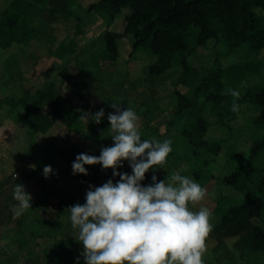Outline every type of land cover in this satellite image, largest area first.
I'll return each instance as SVG.
<instances>
[{"label":"rangeland","instance_id":"374dc122","mask_svg":"<svg viewBox=\"0 0 264 264\" xmlns=\"http://www.w3.org/2000/svg\"><path fill=\"white\" fill-rule=\"evenodd\" d=\"M13 1L0 0V20L2 12ZM99 1L76 0L73 10L71 5L58 0L36 5L28 20L31 34L29 41L24 45L13 44L8 50L0 49V264H19L30 258H33L31 264H41L40 247L47 248L54 255L55 264L82 253L83 247L75 238L78 236V229L72 227L70 212L66 209L77 203H86V192L90 185L98 187L107 182L103 175L104 169L99 164L92 165L94 172L90 174L91 181L87 184L67 178L65 172L68 164L64 160L51 167L53 172L47 178L43 169L53 165L51 153L61 149L69 141L94 156H99L102 148L113 145L107 116L114 113L115 109L110 107L112 101L106 103L102 97H96V92L105 88V85H117L115 96H118L122 108H131L140 117L139 131L142 140L151 141L154 138L162 142L169 139L172 148L181 155L171 156L164 168L159 169V180L166 179L172 173L195 180L192 164L186 154L189 147L181 138V132L188 126V121L177 120L170 127L171 130L167 131L170 122L174 120L178 103L174 91L187 95L191 93L190 87L179 84V78L186 74L184 66H191L204 76L215 67V59L221 53V63L225 69L222 81L226 87L222 85L217 92L226 95V90L231 88L241 96L264 83V49L252 52L248 45H243L230 52L226 45L214 41H209L205 47H199L193 37L189 39L186 48L175 56L173 68L163 76L149 75L148 66L155 62L156 57L146 51L132 55V42L128 37L120 42L123 57L115 65L107 66L99 57L103 48L100 35L106 28L105 21L96 14L87 12L91 4ZM258 13L264 16L263 12ZM120 20L123 23V17ZM118 30L123 32L122 25ZM69 61H72L68 65L69 71L75 76L82 80L86 78L87 82L90 79L94 85L98 84L97 89L86 83L87 86L91 85L86 88L91 101L87 100L80 105L74 101L77 110L83 115L95 114L104 109L105 116L99 124L91 121V118L80 120L78 131L72 134L59 123L46 134H35L32 127L34 116L21 105L13 107L11 103H1V100L8 97L14 103L27 94L35 97L38 90L54 80H57L56 89L59 94L67 96L72 89L62 74ZM109 92L113 94L112 91ZM206 95L204 93L196 99L197 106L204 107L203 116L209 123L206 139L221 143L222 150L218 156L206 149H199L197 152L206 160L208 177L220 180L247 161L253 141L260 137V131L250 119L256 115L255 111L251 106H245L239 119L231 123L229 133L217 123L214 116L219 111L218 106L212 102L204 104ZM227 95L233 101L234 98ZM40 112L48 113V110L42 109ZM147 126L157 130L154 137L148 132ZM255 166L257 169L264 167V153L259 156ZM246 174L249 179L254 177L259 182L255 171ZM214 182L213 180L203 187L207 190L205 199L190 206L193 211L207 207L212 213L213 228L219 223L221 213L228 209L226 201L220 196L231 195L239 202L243 200L240 191L235 193L222 182ZM17 184H22L32 196V207L19 216H15L12 211L18 203L13 199ZM261 187L264 190V183ZM60 208L64 212L57 218ZM256 222L264 227V214ZM238 240L239 238L231 239L227 246L218 247L211 232L207 239L204 264H264V252L252 253L247 249L234 247ZM31 243L36 247L29 251ZM61 246L67 251L63 252ZM3 252L8 255L4 256Z\"/></svg>","mask_w":264,"mask_h":264},{"label":"trees","instance_id":"16d2710c","mask_svg":"<svg viewBox=\"0 0 264 264\" xmlns=\"http://www.w3.org/2000/svg\"><path fill=\"white\" fill-rule=\"evenodd\" d=\"M47 1L49 0H14L10 7L2 12L1 50H8L13 44L24 45L29 41L28 37L31 35L28 26L29 17L36 5L45 4ZM58 1L71 5L72 10L76 4V0ZM258 11L264 13V0H100L87 9L88 13L101 17L106 24L105 30L100 35L103 46L102 51L99 52L100 59L104 62H116L121 55L120 42L128 37L132 42V55L146 51L156 57L155 62L148 66V73L152 77L163 76L173 68L175 56L186 48L191 37L199 47H205L209 41H214L226 45L230 52L236 51L243 45H248L252 52L261 51L264 49V16ZM78 20H81L80 17ZM120 25L123 28L122 33L118 30ZM221 56V53L217 55L215 67L204 76L195 68L184 66L186 74L179 78V84L190 87L191 93L187 95L174 91L178 103L175 107L174 120L170 122L167 131L171 130L170 127L175 121L187 120L188 126L181 132V138L189 147L186 154L192 164V175L195 180L202 187L213 180L214 183L220 181L232 188L235 193L240 191L243 195L242 202L233 199L231 195L220 196L226 201L228 209L221 213L219 223L212 230L217 246H227L229 240L239 238L234 247L247 249L252 253L264 252V227L256 222L264 214V190L261 187L264 183V167L257 169L255 166L259 156L264 153V83L241 95L236 101L239 104V112H233L231 110L233 101L227 94L217 92L222 85L226 87L222 81L225 69L221 63ZM62 76L71 87L72 96L59 94L56 89L57 80H54L38 90L35 97L27 94L14 103L7 97L1 100L3 101L1 103H11L13 107L21 105L31 113L34 116L32 127L35 134H46L58 123L67 127L69 134L77 132L82 114L77 110L74 99L81 103L87 100L78 79L73 74L66 69ZM204 93H207L204 104L212 102L218 106L219 111L214 116L217 118V123L225 127L229 133H231V123L239 119L245 106H251L255 111L256 115L250 119L260 131V137L253 141L247 161L239 169L220 180L208 177L205 169L206 160L197 152L199 149H206L212 155L218 156L222 150L221 143L206 139L209 123L203 116L204 107H198L196 104V99L198 100ZM42 109H47L48 113L40 112ZM147 127L148 132L154 137L157 130L151 126ZM81 153L88 154L69 141L64 147L51 153L50 159L53 164L51 167L64 160L68 164L65 175L69 180L80 184L90 183V174L94 172L92 165H85L88 175L73 174V162ZM173 155L181 157L178 151L173 149L167 162ZM116 171L131 175L132 168L129 161H122V167ZM158 171L159 169H154L146 173V179L142 184L144 186L152 184L154 174L159 180ZM250 171L256 172L258 181L262 182L260 185L254 177L248 178L246 172ZM113 172V169H104L103 175L107 181L111 179L115 183L119 177L114 176ZM41 183L43 185V182ZM44 191L48 193L47 190ZM63 212L64 210L60 208L57 218L61 217ZM34 247L36 246L31 243L28 250L31 251ZM61 250L67 251L64 246H61ZM39 253L42 257L41 264H55L54 255L47 248L40 247ZM77 258L79 263L85 264L81 254L68 257L61 263L74 264ZM32 259L21 261L19 264H31Z\"/></svg>","mask_w":264,"mask_h":264},{"label":"clouds","instance_id":"9594fccd","mask_svg":"<svg viewBox=\"0 0 264 264\" xmlns=\"http://www.w3.org/2000/svg\"><path fill=\"white\" fill-rule=\"evenodd\" d=\"M226 94L234 98L231 110L239 112L236 101L240 93L229 88ZM110 107L115 109L107 116L113 145L102 148L99 156L81 153L72 165L74 175H88L85 165L99 164L119 177L115 183L110 179L98 187L90 185L86 203L66 209L72 227L78 229L75 238L83 245L85 264H204L207 239L213 230L212 213L207 207L193 211L190 206L203 201L207 190L178 173L164 180L154 174L153 183L144 186L146 173L166 165L172 142L142 140L137 113L122 108L119 100H113ZM104 116L100 109L80 119L91 118L99 124ZM125 160L130 163L131 175L116 171ZM52 172L51 166L43 169L46 178ZM13 199L18 202L12 208L15 216L32 207V196L22 184L15 186Z\"/></svg>","mask_w":264,"mask_h":264},{"label":"crops","instance_id":"0c3cea01","mask_svg":"<svg viewBox=\"0 0 264 264\" xmlns=\"http://www.w3.org/2000/svg\"><path fill=\"white\" fill-rule=\"evenodd\" d=\"M123 56H122V51H121V55H120V57H119V60H120V58H122ZM119 60H117L116 62H118ZM102 61V60H101ZM72 61H69V63L67 64L66 63V69L69 71L70 69L68 68V65L71 63ZM116 62H104V61H102V63H105V65H107V66H109L110 65V67L111 66H113V65H115L116 64ZM78 70H76V72H77ZM63 72V71H62ZM70 72V71H69ZM71 74H73V72H70ZM78 74H80V72L78 71ZM74 75V74H73ZM75 76V75H74ZM77 79H78V81H79V84L81 85V87H82V90H83V92H84V94H85V97H86V100H89V101H91L90 100V97L88 96V92L86 91V88H90L91 87V85H94V84H92L93 82L92 81H90V79L88 80V82L85 80V79H83L84 81H85V83H83V80H82V78H80L79 76H75ZM94 81V80H93ZM97 82V79H95V83ZM86 83H89V84H91L90 86H87L86 85ZM97 85V86H96ZM96 85H94L97 89H98V84L96 83ZM109 84H107V85H105L106 87L105 88H101V90L99 91V94H98V91L96 92L97 93V96L96 97H98V96H100V97H102V100L104 101V102H106V103H109L110 101H113V100H118V96L116 97L115 95H116V90L118 89V86L116 85L115 87H117V88H115L114 86H108ZM96 90V89H95ZM109 91H112V93L113 94H111ZM119 91V90H118ZM119 93H120V91H119ZM68 96H72V92H70L68 95H67V97ZM74 101H77L78 102V104L80 105V103L81 102H79L78 100H76V99H74ZM75 103V102H74ZM86 103V102H85ZM82 109V108H81ZM4 253V252H3ZM4 256H7L8 255V253H4L3 254ZM25 261H27V260H25ZM80 264H82V263H80Z\"/></svg>","mask_w":264,"mask_h":264}]
</instances>
